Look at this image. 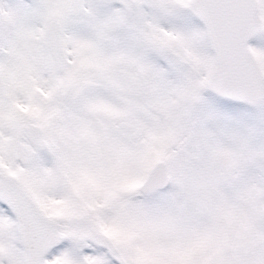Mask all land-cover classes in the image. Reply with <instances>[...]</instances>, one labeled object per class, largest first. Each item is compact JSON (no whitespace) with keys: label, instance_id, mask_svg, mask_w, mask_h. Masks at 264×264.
Listing matches in <instances>:
<instances>
[{"label":"snow or ice","instance_id":"6c2138e0","mask_svg":"<svg viewBox=\"0 0 264 264\" xmlns=\"http://www.w3.org/2000/svg\"><path fill=\"white\" fill-rule=\"evenodd\" d=\"M0 264H264V0H0Z\"/></svg>","mask_w":264,"mask_h":264}]
</instances>
